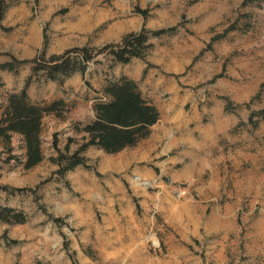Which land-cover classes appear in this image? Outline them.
<instances>
[{"label":"rangeland","instance_id":"rangeland-1","mask_svg":"<svg viewBox=\"0 0 264 264\" xmlns=\"http://www.w3.org/2000/svg\"><path fill=\"white\" fill-rule=\"evenodd\" d=\"M0 115L30 77L31 101L61 99L42 118V160L30 169L21 136L0 138V264H264V0H0ZM143 12H140V11ZM146 29L139 58L103 57L63 80L31 60L99 48ZM160 29H172L159 35ZM133 79L159 110L135 146H89L64 172L59 155L84 141L103 87Z\"/></svg>","mask_w":264,"mask_h":264},{"label":"trees","instance_id":"trees-1","mask_svg":"<svg viewBox=\"0 0 264 264\" xmlns=\"http://www.w3.org/2000/svg\"><path fill=\"white\" fill-rule=\"evenodd\" d=\"M5 8L0 3V20ZM169 30L172 29H160L151 34L159 35ZM148 32L141 29L128 33L118 42L107 43L99 48L72 47L48 57H45L43 49L31 60L32 73L41 72L47 79L63 80L76 72L83 73L89 62H100L103 57L110 58L115 63H128L133 58L141 57L151 46ZM15 63V60L0 63V69L14 71L17 68ZM29 83L30 77L19 91L8 94L0 115V138L8 140L16 133L21 136L24 148L23 159L10 155L7 161L14 159L24 169L34 167L43 158L40 139L42 118L49 113L62 115L65 107L61 99L49 103L31 101L27 94ZM102 92L105 99L93 104L92 120L77 127L84 133V141L70 156L59 155V161L65 159L66 165L58 172L79 165L87 167L80 152L89 146L106 153H116L135 146L149 135L151 126L159 120L160 113L156 105L147 100L137 83L127 76L110 81L103 87ZM0 189L7 190L8 186L0 184ZM0 220L23 223L26 221V214L10 206H0Z\"/></svg>","mask_w":264,"mask_h":264}]
</instances>
